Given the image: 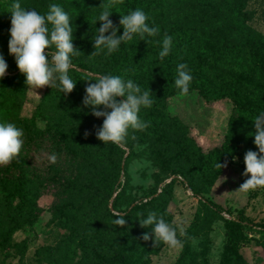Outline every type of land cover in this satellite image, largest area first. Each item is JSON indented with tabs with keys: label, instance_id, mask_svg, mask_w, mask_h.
<instances>
[{
	"label": "rangeland",
	"instance_id": "374dc122",
	"mask_svg": "<svg viewBox=\"0 0 264 264\" xmlns=\"http://www.w3.org/2000/svg\"><path fill=\"white\" fill-rule=\"evenodd\" d=\"M49 1L51 0H0V3L10 5L19 2L25 9L46 15ZM85 1L90 3L85 12H68L73 29V44L81 52L79 56L70 57L75 67L70 69L69 76L73 81L82 77V86L65 94L60 87L33 89L26 84V80L21 81L23 97L19 110L15 111L5 104L13 89L5 82V88H1L3 84L0 80V106L5 104L3 111L11 109L7 112L0 110V122H12L23 130L24 143L17 159L23 166V177L27 180L29 202L34 204L39 213L37 219L26 223L5 244L2 243L4 234L0 232V264H104L107 257L120 246L115 225L109 220L107 212L123 213L141 204L145 205L139 206L141 208L133 214L135 219H146L149 213L155 212L176 229L177 238L181 241L174 248L162 242L157 246L155 239L144 241L143 233L137 231L134 238L136 251L152 252L147 264H176L187 245L190 254L184 264H264V187L240 191L239 187L250 178V174L243 175L245 166L233 163H227V167L222 168L218 176L215 171L197 174V154L189 151L187 141V136L193 138L202 151L208 152L220 146L234 126L247 139V143L243 145L241 141V144L244 147L252 146L248 139L254 143L253 119L240 116L235 95L245 96L247 106L251 104L250 100L264 103L263 81H245L238 85L227 84L225 87L218 85L223 88L222 97H206L199 88L189 91L187 95H173L167 99V110L170 117L181 125L170 133V145L154 141L138 145L135 153L129 154L130 146L123 144L114 160L109 159L107 154L102 157L95 155L92 160L89 155L83 154L78 158L60 157L54 150V141L40 136L39 132L47 125V121L38 116L40 105L46 108V113L52 115L66 109L78 110L95 122L96 117L91 114V107L83 104L85 86L90 83L87 78L110 75L122 64V59L126 58L121 45L111 56L106 57L104 52L92 55L95 51L93 38L98 35L97 30L102 26L98 17L103 11L101 4H104V0ZM232 1L198 0L195 3L194 0H181L179 8L171 13L169 25L182 22L184 18L191 24L203 16L213 19L225 13ZM241 1L246 4L244 11L249 16L248 24L260 37H264V0ZM109 19L112 21L113 17ZM10 27L9 9L1 8L0 54L8 64L6 75L19 71L14 56L9 54ZM123 31L121 27L117 36L123 35ZM110 33L111 29L105 35ZM220 36V32H209L204 27L201 31L190 34L186 38V45L182 38L175 41L171 53L163 59L178 58L175 65L174 61L171 65L177 68L178 64L184 63L190 72L206 59L209 47L219 45ZM89 40L92 42L88 43ZM52 51L54 49H46L45 53ZM48 58L51 59L50 56ZM159 59L154 65L161 71L167 67V62L160 56ZM153 68L152 74L157 70ZM213 73L217 78L227 73L236 75L216 64ZM151 76V81L147 79L150 82L147 90L150 89L151 93L157 95L159 102H162L166 91L163 87L159 88L158 77ZM155 83L157 86L152 88ZM98 110H103V106ZM145 113L146 110H140L139 118ZM77 123L75 120L72 125ZM256 148L259 154V149ZM53 153L57 155L56 163L49 159ZM118 166L121 167L119 174ZM3 170L4 166H0V173ZM112 176L119 186L113 195L107 187ZM7 185L11 188L14 178L3 182L0 179V192ZM117 194L119 197L123 196L115 203ZM1 197L0 195V221L4 222L5 228L9 221L5 219L6 203L1 202ZM130 217L127 220L132 219ZM227 218L245 222L241 230L232 227L240 239L237 250L240 257L235 262L224 261L225 245L230 239L228 227L232 225ZM152 228L153 226L145 227L151 240L154 235Z\"/></svg>",
	"mask_w": 264,
	"mask_h": 264
},
{
	"label": "trees",
	"instance_id": "16d2710c",
	"mask_svg": "<svg viewBox=\"0 0 264 264\" xmlns=\"http://www.w3.org/2000/svg\"><path fill=\"white\" fill-rule=\"evenodd\" d=\"M181 0H115V6L111 9L113 12L111 18L113 25L121 30L119 21L121 19V14L126 15L130 11H134L137 8L142 9L149 20L147 23L150 26H158L160 32L155 37L145 36V40H140L138 34H135L133 39L130 41L122 42L121 48H124L125 57L122 59V64L116 68V70L110 75L120 76L125 81L132 80L136 83L142 91H146L150 86V82L154 77H158L159 88L163 87L166 92L163 94L164 99L159 102L158 97L155 93H151L154 103L150 108L141 107L140 110H146V113L141 118L144 122L149 123V127L143 131L139 130H129V136L126 139V143L130 146L129 154H134L135 149L138 145L158 142L159 144L171 143V132L173 133L175 127H180L181 124L175 122V118L170 117L167 110V99L173 95L180 93V89L175 86V79L177 78V68L172 66V62L177 61L178 58H165L163 61L167 62V67L164 70L159 71L154 65L155 61L159 60V52L162 50L161 43L165 34L172 37V46L175 41L180 38L184 39V44L186 45V38L194 32L201 31L202 28H207L209 32H220V43L214 48H208L206 59L197 64V66L191 69L190 74L193 79L189 86V91L193 89H200L202 95L209 97H222L224 95L223 88L221 87L230 85H238L242 82L247 81L252 83L254 81L264 82V37H260L258 32L248 24L249 16L244 11L246 4L241 0H233L229 8L225 13L220 16L213 17V19L208 16H203L202 19L196 20L193 24L186 21H177L174 24H170L171 13L176 8H179V2ZM197 3L198 0H194ZM104 3H108L109 0H104ZM58 4L62 6L65 12H85L90 7V3L85 0H51L50 4ZM8 4L5 2L0 3V9H9ZM158 7L160 13H158ZM49 11V10H48ZM48 13V12H47ZM117 13H121L117 15ZM96 23V22H94ZM49 28L51 25L49 24ZM233 33L232 35H230ZM187 36V37H186ZM92 41L89 40L88 43ZM172 46L170 53L172 51ZM157 57V58H155ZM221 66L224 70L233 71L236 75L227 73L222 75L220 78L215 77L216 74L213 73L214 65ZM153 67L157 70L152 74ZM216 69V68H215ZM72 70V69H71ZM70 71V70H69ZM69 75V73H68ZM94 76H88L87 80ZM216 79H215V78ZM149 81H148V80ZM26 76L20 71H13V74L6 75L5 78L1 80L3 84L1 88H5V84L12 87V95L7 101L9 108L13 110H19L20 100L23 97L21 91L20 82L25 81ZM82 77L75 78L76 86L73 91L82 86ZM95 81H91L94 83ZM88 83H86V86ZM157 83L151 86L155 88ZM85 92V91H84ZM85 95V93H83ZM82 96V95H81ZM120 100V98H117ZM235 103L238 111L241 113V117H251L253 119L256 115L264 112V103L259 100H250L249 106H247V100L245 96L235 95ZM5 104H2L0 110L3 111ZM7 108V111L11 109ZM3 111V112H7ZM110 111V109L108 110ZM38 116L42 117L43 120L47 121L46 127L41 130L40 136L49 137L54 141V150L60 157H73L78 158L80 155H89L92 160L95 155L103 156L107 154L109 159H116V154L121 151V147L117 146L111 142L103 143L101 140L97 139L96 131L102 126V121L104 117H96V121H92L89 116L82 114L80 111H69L64 110L56 115L46 113V108L40 105L38 108ZM77 120L76 125L72 123ZM84 127H86L84 129ZM89 130V132H87ZM89 133L87 136L85 133ZM185 132V131H184ZM132 135L136 139H132ZM187 135V132L185 133ZM244 139H242V138ZM189 151L197 154V166L198 173L200 174L211 173L215 171V175L218 176L221 169L216 167V164L220 161L221 164L233 163L237 165L245 166L244 156L248 150L257 152V146L252 140L248 139L249 144L252 146H245L247 139L242 136V133L235 129L233 126L229 133L227 134L225 141L208 152L202 151L201 147L193 138H188ZM241 141L243 145L241 144ZM186 155H189L186 154ZM246 167V166H245ZM23 166L20 161L16 158L7 166H4V170L0 173V179L2 182L6 179L14 178V185L9 188L1 189L0 195L2 196V201L6 204L5 215L9 221L8 226L4 228V222L0 221V232L4 234V239L2 243H6L10 237L19 229H21L26 223L33 221L38 218L39 213L36 211L34 204L29 202V191L28 184L25 177H23ZM202 169V170H201ZM121 167L118 166L117 172L120 173ZM189 186V184H187ZM109 188V193L113 195L114 192L118 191L119 186L116 184L114 177H110L107 183ZM123 196V194L121 195ZM121 196L119 194L114 199L116 203L120 200ZM114 206L118 207V204ZM145 205V204H144ZM136 205L130 210L125 212H119L114 214L111 211L107 212L109 220L113 221L119 218L120 214L125 215L126 225L120 226L115 225V233L119 239V247L113 251L105 260L104 264H147L152 252L148 250L136 251L135 241L137 231H141L143 234L147 233L145 227H141L140 220L135 219L134 215L142 206ZM141 206V207H139ZM15 216V218H12ZM131 216V217H130ZM132 218L127 220L128 218ZM13 219V220H12ZM227 220L232 224L228 227L230 232V239L225 245L224 251V261L225 262H235L240 257L238 254V249L240 246V239L235 235V230L233 228H244L245 222L242 220H236L232 218H227ZM234 225V226H233ZM237 226V227H236ZM155 239V235H152V240ZM147 248V246H145ZM190 254V248L187 245L186 251L182 254L176 264H184L185 260ZM81 263V262H80ZM83 264V263H81ZM208 264V263H205Z\"/></svg>",
	"mask_w": 264,
	"mask_h": 264
},
{
	"label": "clouds",
	"instance_id": "9594fccd",
	"mask_svg": "<svg viewBox=\"0 0 264 264\" xmlns=\"http://www.w3.org/2000/svg\"><path fill=\"white\" fill-rule=\"evenodd\" d=\"M114 6L115 0L101 4L103 11L98 20L102 22V26L97 30L98 35L93 38L95 51L92 55L104 52L106 57L111 56L119 49L122 42L132 40L135 34L139 35L140 40H145L146 35L155 37L160 32L158 26H150L147 23L149 17L142 9L137 8L126 15H121L119 24L124 31L123 35L117 36L118 29L109 19ZM9 13L11 14L9 54L14 56L17 68L26 76V84L33 89L45 86L60 87L63 93H71L76 82L68 75L69 70L75 67L70 57L79 56L81 52L74 47L73 29L68 13L62 6L53 3L49 5L48 13L41 15L36 10L23 8L19 2L10 4ZM110 29L111 33L105 35ZM158 43L162 45L159 56L163 59L170 53L172 37L165 34ZM46 49H54V51L46 54ZM49 56L51 59L48 58ZM7 70L8 64L0 54V80L5 78ZM176 71L175 86L180 89L181 95H187L193 79L188 66L180 63ZM87 81L90 83L85 89L83 104L91 107L93 116L104 117L102 126L96 131L97 139L103 143L111 142L120 146L126 143L130 129L143 131L150 126L138 115L142 106L150 108L154 103L150 89L142 91L132 80L125 81L120 76L113 75H96ZM91 81L95 82L91 83ZM118 97L124 99L118 100ZM101 106L103 110H98ZM252 121L255 127L254 143L259 149V154H264V112L256 115ZM88 134L85 133L86 136ZM23 135V130L14 123L0 122V166H7L19 156L24 143ZM131 138L136 139L134 135ZM259 154L252 150L245 153L246 167L243 175L250 174V178L239 187L240 191L264 187V155ZM49 159L52 163H56L57 155L53 153ZM216 167L226 168L227 162L223 164L218 162ZM125 215L126 213L120 214L113 223L125 226ZM140 224L141 227L153 226L152 231L157 246L161 242L173 248L181 244L176 229L155 212L149 213L146 219L140 220ZM142 239L148 241L150 234H143Z\"/></svg>",
	"mask_w": 264,
	"mask_h": 264
}]
</instances>
